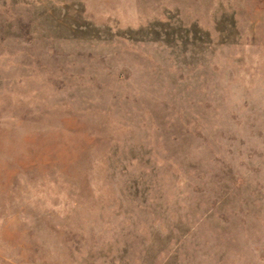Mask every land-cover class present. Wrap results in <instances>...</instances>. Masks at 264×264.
Instances as JSON below:
<instances>
[{
  "label": "rangeland",
  "instance_id": "1",
  "mask_svg": "<svg viewBox=\"0 0 264 264\" xmlns=\"http://www.w3.org/2000/svg\"><path fill=\"white\" fill-rule=\"evenodd\" d=\"M0 264H264V0H0Z\"/></svg>",
  "mask_w": 264,
  "mask_h": 264
}]
</instances>
